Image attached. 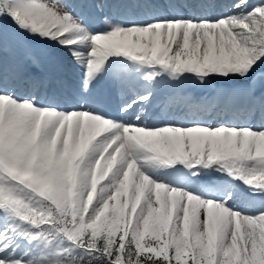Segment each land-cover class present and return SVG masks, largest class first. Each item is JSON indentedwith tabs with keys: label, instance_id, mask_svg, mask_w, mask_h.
<instances>
[{
	"label": "snow or ice",
	"instance_id": "obj_1",
	"mask_svg": "<svg viewBox=\"0 0 264 264\" xmlns=\"http://www.w3.org/2000/svg\"><path fill=\"white\" fill-rule=\"evenodd\" d=\"M0 264H264V0H0Z\"/></svg>",
	"mask_w": 264,
	"mask_h": 264
},
{
	"label": "bare ground",
	"instance_id": "obj_2",
	"mask_svg": "<svg viewBox=\"0 0 264 264\" xmlns=\"http://www.w3.org/2000/svg\"><path fill=\"white\" fill-rule=\"evenodd\" d=\"M53 69L46 66V71L54 79H56L55 76H54V75H56V74H54L56 72V73H59V75H57L58 79H61L62 76H65L67 79L65 78L63 81H66V83L69 84V85H71L73 83V76L71 74H69L67 72H62L56 67H53ZM189 85H191V84H189ZM189 85H188V87H189ZM98 88H103V85H98ZM165 90L167 91V89H164L163 91H165ZM190 92H192V94H196L197 92H199L200 95L203 94V90H201V89H199V88H197V87H195L193 85H192V89H191ZM257 93H260L259 90L257 91Z\"/></svg>",
	"mask_w": 264,
	"mask_h": 264
},
{
	"label": "rangeland",
	"instance_id": "obj_3",
	"mask_svg": "<svg viewBox=\"0 0 264 264\" xmlns=\"http://www.w3.org/2000/svg\"><path fill=\"white\" fill-rule=\"evenodd\" d=\"M76 2H79V0H76ZM47 67H49V68H52L53 69V67H55L54 65H46ZM54 70V69H53ZM191 89H192V85H189V87H188V90L189 91H191ZM166 91V90H165ZM260 93H257V95H259ZM194 95H197V96H199L200 94H199V92H197L196 94H194ZM238 103H240V104H244L245 103V100L242 98V99H240L239 101H238Z\"/></svg>",
	"mask_w": 264,
	"mask_h": 264
}]
</instances>
